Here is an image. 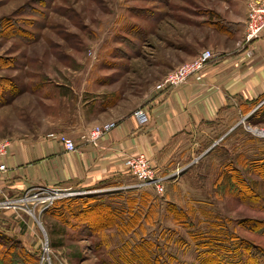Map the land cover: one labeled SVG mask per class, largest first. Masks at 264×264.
<instances>
[{"label":"rangeland","instance_id":"374dc122","mask_svg":"<svg viewBox=\"0 0 264 264\" xmlns=\"http://www.w3.org/2000/svg\"><path fill=\"white\" fill-rule=\"evenodd\" d=\"M247 2L0 0V142L73 132L91 145L85 134L112 123L100 113L146 109L179 57L211 41L230 50L228 19L247 17ZM263 103L230 104L153 160L138 152L161 193L126 173L13 211L0 221L12 235L0 232V264H244L243 245L264 264Z\"/></svg>","mask_w":264,"mask_h":264},{"label":"crops","instance_id":"0c3cea01","mask_svg":"<svg viewBox=\"0 0 264 264\" xmlns=\"http://www.w3.org/2000/svg\"><path fill=\"white\" fill-rule=\"evenodd\" d=\"M245 17L246 10L239 18L228 19L237 24L235 40L228 47L230 50L220 48L221 45L212 41L203 43L202 49H210L218 57L203 70L199 82L190 79L166 95L152 91L145 104L148 124L140 126L129 112L122 118H116L117 115L111 113L114 116L107 119L104 114L110 113L113 108L108 107L100 113L103 114L101 123H112L103 125L107 131L100 138L98 147H92L81 139L82 133L75 135L73 132L66 134L73 138L77 146L75 151H67L56 138L48 137L49 132L36 137L7 140V155L0 159L7 166L6 172L1 175L0 201L4 196L15 198L32 186L86 188L121 179L126 174L123 161L129 154L145 152L153 160L181 134L196 131L213 120L222 121L223 113L230 104L239 109L240 104L262 96L264 30L253 44L252 56L246 57L237 46ZM192 57H179L170 66L177 67ZM12 212L1 210V223L5 224V217Z\"/></svg>","mask_w":264,"mask_h":264},{"label":"built area","instance_id":"2783aa9c","mask_svg":"<svg viewBox=\"0 0 264 264\" xmlns=\"http://www.w3.org/2000/svg\"><path fill=\"white\" fill-rule=\"evenodd\" d=\"M264 30V0H248L247 17L244 22V29L241 39L237 42L239 51H242L246 57L252 56L253 44ZM210 49L200 50L191 60L180 64L178 67L166 73L160 81L156 83L154 89L159 95H166L171 90L187 82L190 79L200 81L203 70L216 58ZM134 117L140 126H144L149 122V115L146 109H139ZM103 129L100 127L91 128L85 134V140L91 145L98 147V142L103 136ZM48 137L56 138L60 141L67 151L77 150V146L70 136L64 133H50ZM9 143L8 141L0 142V159L7 155ZM124 167L127 174L137 179L139 184L152 185L157 193L163 191L161 177L157 176L154 167L149 162L144 153H138L125 158ZM7 166L4 162H0V181L2 174L6 172ZM66 190L65 188H52L42 185L32 186L25 189L19 196L10 198L4 196L0 201V208L10 209L15 212L25 209L27 212H34L37 204L45 203L44 206L50 205L56 197L60 196ZM60 192V193H59Z\"/></svg>","mask_w":264,"mask_h":264},{"label":"trees","instance_id":"16d2710c","mask_svg":"<svg viewBox=\"0 0 264 264\" xmlns=\"http://www.w3.org/2000/svg\"><path fill=\"white\" fill-rule=\"evenodd\" d=\"M263 99H264V94L262 96H259L255 100L244 102V103L240 104L239 108H242V107L245 108L246 105H249V107H254L256 104L261 102ZM263 109H264V103L256 110V112L258 113L261 110L263 111ZM262 167H264V165ZM66 205H67V203H66ZM70 209L73 210L71 207H70ZM0 232L3 234H6V235H10L8 230H0ZM10 236H12V235H10ZM27 251H30V253H37V251H31L30 249H28ZM242 251H243V256L245 259L244 264H249L248 263L249 260H257L256 257L259 253L258 251L254 250V249L247 248L244 245L242 247ZM261 255L264 256L263 254H261ZM206 258H207L206 261H211L215 264H224L222 262V260L217 255H207ZM155 264H156V262H155Z\"/></svg>","mask_w":264,"mask_h":264},{"label":"water","instance_id":"95a60500","mask_svg":"<svg viewBox=\"0 0 264 264\" xmlns=\"http://www.w3.org/2000/svg\"><path fill=\"white\" fill-rule=\"evenodd\" d=\"M254 131L257 132L256 130H254ZM260 131H262V130H260ZM260 131H259L258 133H261ZM261 134H262V133H261Z\"/></svg>","mask_w":264,"mask_h":264},{"label":"bare ground","instance_id":"6f19581e","mask_svg":"<svg viewBox=\"0 0 264 264\" xmlns=\"http://www.w3.org/2000/svg\"><path fill=\"white\" fill-rule=\"evenodd\" d=\"M262 133V132H261Z\"/></svg>","mask_w":264,"mask_h":264}]
</instances>
